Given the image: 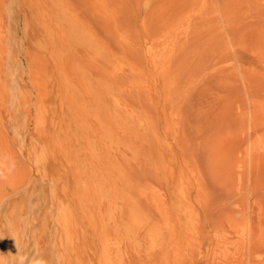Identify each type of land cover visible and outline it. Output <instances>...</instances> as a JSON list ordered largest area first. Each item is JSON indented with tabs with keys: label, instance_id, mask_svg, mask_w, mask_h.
Wrapping results in <instances>:
<instances>
[{
	"label": "rangeland",
	"instance_id": "rangeland-1",
	"mask_svg": "<svg viewBox=\"0 0 264 264\" xmlns=\"http://www.w3.org/2000/svg\"><path fill=\"white\" fill-rule=\"evenodd\" d=\"M0 264H264V0H0Z\"/></svg>",
	"mask_w": 264,
	"mask_h": 264
},
{
	"label": "bare ground",
	"instance_id": "bare-ground-1",
	"mask_svg": "<svg viewBox=\"0 0 264 264\" xmlns=\"http://www.w3.org/2000/svg\"><path fill=\"white\" fill-rule=\"evenodd\" d=\"M131 96V95H130ZM145 203V205H152L154 203V200L153 199H146L144 201H142Z\"/></svg>",
	"mask_w": 264,
	"mask_h": 264
}]
</instances>
